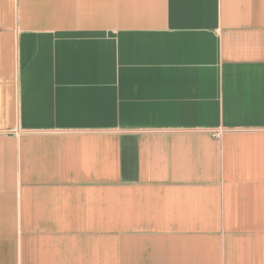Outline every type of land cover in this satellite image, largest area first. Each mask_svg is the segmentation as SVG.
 Listing matches in <instances>:
<instances>
[{"label": "crops", "instance_id": "0c3cea01", "mask_svg": "<svg viewBox=\"0 0 264 264\" xmlns=\"http://www.w3.org/2000/svg\"><path fill=\"white\" fill-rule=\"evenodd\" d=\"M0 264H264V0H0Z\"/></svg>", "mask_w": 264, "mask_h": 264}]
</instances>
